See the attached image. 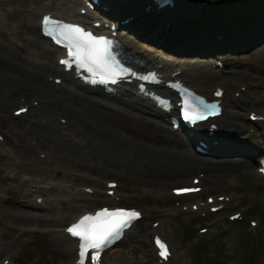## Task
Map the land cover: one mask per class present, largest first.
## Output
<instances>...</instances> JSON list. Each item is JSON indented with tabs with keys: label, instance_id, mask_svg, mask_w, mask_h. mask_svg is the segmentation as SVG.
Here are the masks:
<instances>
[{
	"label": "rangeland",
	"instance_id": "1",
	"mask_svg": "<svg viewBox=\"0 0 264 264\" xmlns=\"http://www.w3.org/2000/svg\"><path fill=\"white\" fill-rule=\"evenodd\" d=\"M57 1L60 0H0L1 56L12 59L14 54V42L15 44L22 43L21 40L18 39L19 34L17 33L16 28L18 27V23L26 21L28 17L26 13L32 14L31 10L28 9L29 7L38 4L40 7L45 5L53 9L54 4H56ZM118 1L119 0H112L113 3L117 2V4ZM174 1H176V5L173 9H167L165 12L150 11L149 13L151 16L146 15V17H144L142 15H137L127 21V23L133 27L135 34L149 35L151 38L155 39L159 38L162 43L166 44L167 50H169L167 53L172 59L176 61L184 59L183 61H186L185 64L194 62L196 67L195 70H198V75L195 77L194 81L195 83H198V85H205L201 83H209V85L222 83L224 85V89L227 95H229L224 104V109L229 112L228 114H230V116L228 115L227 118L221 120V124L223 125L221 128L224 129V137L223 140L218 142L219 144L217 148L222 151L212 158L217 160L218 163L220 161L221 164L216 167L211 165V168L207 169L208 171L210 170L209 172L207 171L210 175L205 173V177L200 179L199 184L203 185L204 189L202 188L195 195L191 194L186 195V197L178 196L174 198L166 192L168 186L175 185L178 182L183 183L182 181H179L181 178L186 179L184 180V183L188 182L190 175H195V172H197V170L200 171L199 169L202 168L195 167L192 169V167H186L182 170V168L172 169L170 166L169 169L164 168L163 171L159 170L160 168L157 169V167L151 168L148 166V162L143 159L144 157H138L136 155L137 153L133 155V160L125 158L124 155L121 156L122 152H119L118 150H122V148L119 144V149H117V147L114 149L110 144L109 146L105 144L106 147H104L103 144V148L102 146L101 149L98 147L100 150V152L97 150L98 154L92 152L94 155L89 157L90 159L95 161L98 160L99 163L102 164L106 162V159H99L102 154L104 155L107 153L109 155H116L118 152V157H121L120 160L126 159V161H124L123 165L121 164V161L120 164L113 163V165H119L116 167L119 168V170L110 169L107 164V168L105 166L94 167L91 169L92 171L89 178L94 179L95 181L97 180L96 184L98 186L102 185L101 182L103 177L116 179L118 185L114 189L119 195L117 197L119 202H122V204H132L134 206L138 205L140 209H143L144 216L140 219L145 223H149L150 219H158L159 227L157 230L160 228L158 230L159 233L169 241V248L171 249V255H169L168 258L169 260L162 264H241V262H244V256H250V262H246L247 264H264V219L261 218L258 213V211L264 207V178L254 171L255 168L250 159L252 155L256 153L257 146H262L264 148L263 141L260 139L261 136L264 137V118L262 120H257L258 123L253 130L254 132L248 130L249 127L254 128L252 121H247L245 119L246 112L249 109L257 111L264 116V95L260 94L258 88L259 83L264 76V35L260 37V41H256L254 44H251L248 41L236 44L237 46L241 45L238 50L221 51L224 64L220 68L211 65L210 60L207 58V51H203L205 53H201V51L196 52L194 46L189 49L188 53L181 51L174 53L176 50L173 48L176 46L174 45V36L169 33V27H167V29H162L160 27H162L163 22L172 26L175 20H178L177 18H179L180 15L176 14L175 11H177L180 6H182L181 11H185L188 7L191 8L193 5L192 0ZM129 4L131 6L128 9H123V12L121 11L118 13L123 14L132 11L131 9L134 10L136 7L135 1L133 3L130 2ZM20 13H23L22 16H19L21 15ZM193 13L194 11H190L187 15H182V20H178L177 24H188L187 16L189 17V15H192ZM35 15L36 14L33 13V16ZM262 15H260V17H262ZM33 16L29 19L31 22L34 19ZM191 24L192 23L188 25L191 26ZM39 39L41 42L45 41L40 37ZM184 42L187 44L189 43L186 40H184ZM189 45L190 43L186 46ZM33 48L35 49L34 46ZM51 70L52 69L46 68L44 72L53 73ZM5 73H7L6 69L4 70V74ZM13 80V82H10L9 87L8 85H3L0 88V99L3 98V94L6 95V91L10 89V86L24 83L21 79ZM238 85L240 87L243 86L242 90L239 88L236 90L238 91V95L232 96L234 94L232 90L238 88ZM26 87L27 86L25 85L23 86V88ZM75 89L81 92L83 91L77 86H75ZM20 90L21 88L13 94V99L17 94L20 95ZM52 98L56 99L55 97ZM13 99L11 101L7 99V103H4L7 109L3 107L0 108V133L3 135V140L0 141V193H3V190H6L8 195L6 200L0 201V244L11 246L13 248L15 247L17 249L14 255H12V262L5 264H55L54 262L56 261H52V257H57L58 255L62 256L63 248L52 242L50 234L59 227L54 224H62V217L64 218L70 208L64 210L63 208H67L68 206L63 205L61 210L60 208L57 210V214L51 216L52 219L50 218L43 224L42 221L38 222V217H43V210L40 208L46 207V205L33 209L30 207L32 205L21 206L17 201V191L24 186L26 187V185L23 184V182L20 185H11V187L7 185L10 184V182L4 177V172L7 170V164L5 163L7 160L2 154V147L6 145L7 147L16 149V151H19L24 147L27 149L30 144L27 143L26 146H24L22 143H18L17 140H19V136L22 137V135L24 136V134L27 133L28 137H39L34 126H31L29 129L22 126L23 122L32 123L31 118H28L27 120L20 119L19 121H17L16 118L10 120V118H12L10 115H8V120L3 118V116L7 118V112H9V109L18 103L16 102L17 98L15 101ZM142 102L144 103L145 101ZM143 103H139V106ZM59 114L60 113H55L54 117ZM126 117L127 124L120 123L121 126L120 124L117 126V124L114 128H117L122 133L131 135V137L133 136L136 139L144 138L149 140L153 137V135L147 131L135 129L132 125L133 118L129 115H126ZM2 129H4L6 134L1 131ZM61 136L62 135H57V138L60 139ZM183 143L186 145L185 140ZM41 144L42 148L49 149L50 147L52 149L51 144ZM90 144L95 146L97 143L95 140H92ZM102 149L104 150L102 151ZM29 151L32 157L36 155L33 148ZM31 160L33 159H26L24 161L27 163L25 168L29 166ZM142 160L144 161L142 162ZM63 161L66 162L67 159ZM91 161L82 162L89 164ZM145 161L147 163H145ZM165 161V163L170 162L168 158H165ZM230 161H237L238 164H233L231 166L226 165V163ZM246 164L252 165L249 166ZM22 166H24V164L21 163L20 166H16L17 171H19ZM74 167L82 169L83 166L81 167V165L75 161ZM72 174L74 173L72 172ZM14 175V171H10L7 174L10 180L11 178H14ZM41 175L44 176L42 173ZM89 178L84 180V182L93 184L95 181H92ZM27 181L30 182V180ZM163 191L164 194L162 195L161 192L163 193ZM206 193H223L226 196L228 195L229 199L227 202H223L224 206L216 213L206 212L205 208H203L202 212H204V215L201 216L198 214V209L192 211L186 207V203L194 200L196 196L203 197V194ZM1 198L2 197H0V200ZM180 204H183L186 208L184 209L180 207ZM253 205H255L256 210L252 209ZM233 209L239 210L241 214L239 220H227L226 214ZM248 210L250 213L245 214ZM29 217H33L36 220L32 221ZM249 217L256 220L255 225L247 224ZM198 225H204L206 230L201 232L198 231ZM29 226L37 228L38 231L30 232V230H22L23 227ZM47 227L50 228V230L47 231L49 235L44 231L45 229L48 230ZM243 241L248 245L249 250L252 248L257 249L250 251L249 253H247L248 251L246 250L242 254L240 244ZM3 248L4 247H0V253H2ZM139 255L141 254L138 253L137 257ZM210 255H215V258L212 261H209ZM152 256L153 254L148 256V264H157Z\"/></svg>",
	"mask_w": 264,
	"mask_h": 264
},
{
	"label": "bare ground",
	"instance_id": "2",
	"mask_svg": "<svg viewBox=\"0 0 264 264\" xmlns=\"http://www.w3.org/2000/svg\"><path fill=\"white\" fill-rule=\"evenodd\" d=\"M72 1L74 2L75 0ZM42 9L43 8H40L38 11ZM57 9L59 10H54L55 13L53 15H61V17L73 20L76 13L75 10H66V8L64 10L60 8ZM22 14L18 15L22 16ZM26 15L28 16L26 21L18 23V27L16 28L17 33L19 34L18 39H20L22 43L15 44L14 42V46L12 44L14 50L13 58L10 59L9 57H3L0 54V88L3 85H8L9 87L10 82L14 81L13 79H21L24 83L10 86V89L6 91V95H2L3 99H6L7 97L12 99L13 94L21 88L20 95H22L24 99L33 95L32 97H34L36 101V103H32V101H30L27 109V112L31 113L29 118H31L32 123L23 122L22 126L28 129L31 126L36 128L39 137H30H33L34 145L37 150H41L43 152V156L40 158L36 157L31 160L29 166L25 168L26 172L29 173L32 169L37 168L35 165L40 166L41 164H46L48 168L52 167L53 169H57L59 172V176L53 178L52 180L47 179L42 185L35 184L34 190H32L30 194H33V197L35 195H39L41 198L37 202H35L33 198V200L29 203L30 205L43 207L45 202L48 201L51 210L58 203L63 204V202L66 201L65 199L70 198L71 200H77V204L74 202L72 205L70 204L73 209H70L68 215L66 214V216H64L65 219H73L74 215L78 214L79 211L81 212L85 208H89V206L92 205H99L101 200L97 198L98 196H96V194H99L100 190L97 189V186L94 184L89 191H85L83 187L86 183L77 181L84 176V173L80 172L81 174L77 175L73 172L74 174H72L70 169H68V166L65 165V161H62V159L66 157L70 158V160L74 159L75 161L81 163L84 167L86 166L88 171H91L89 164L83 163L82 159L84 162L91 161L89 160V157L94 155L92 152L98 154L97 150L101 149L103 144L104 147H106L105 144L107 143L110 145L113 144L117 148L119 144L122 148L121 156L130 154L133 156L137 153L136 155L138 157H144L143 159L148 162V166L151 168H160L159 170H163L164 168L169 169L170 166L172 169L182 168V170L186 167H192V169L200 167L202 169L199 170H202V172L205 173L208 171L207 169L211 168V165L216 167L221 164L220 161L218 163L217 160H212V158H208L209 156L205 154L202 155L192 152L187 145L183 143L184 140L181 139L177 130H171L170 126L168 127L164 123L160 122L159 119L154 118L155 116L160 117V112L157 108L150 107L146 102H142L146 100H140V102L135 98H118L116 95H112L111 93L106 94V92L101 91L100 88H96V90H98L97 92L100 93L97 97L89 92H86V90L95 88V86H86L84 83H80L72 77L71 72H64L58 68L54 59L56 49L54 47L52 48V46L44 47L43 42L40 41L39 37L43 40L46 39L41 37L38 32V23L34 21L31 22V20H29L32 16L30 13H26ZM120 39L126 47H129L134 51L135 55H139L146 62L154 64L167 76L171 70H174L175 65H177L179 71H177V74L174 76L183 78L190 86L192 85L198 89V92L207 93V91L210 90L209 85H197L194 83L195 77H197V72L191 63L190 65H187L185 63L173 62L172 59H168L163 53H161L162 49L160 45L155 48L153 43H147L145 42V39H139L138 36H135V34H127V36L123 35L120 36ZM52 53L54 56H52ZM46 68L52 69L51 71L55 73V76L58 75L60 79L59 83L55 85L53 80H46V74H48V72H44ZM5 69L7 70V73L4 74ZM24 85L27 87L23 88ZM75 86L79 87L83 91L81 92L75 89ZM126 87L119 85L118 91L119 89L129 90L130 87ZM227 96L229 95L222 92V99L220 101L222 105L226 103V99H228ZM52 97H55L56 99ZM139 103L143 104L139 106ZM3 108H5V106H3ZM8 113L7 117L10 115V117L16 118L17 121H19L23 115L19 114L18 116H15L12 113ZM55 113H60L59 115L64 116L63 118L65 121L63 123L55 124L56 128H54V130L52 129L53 126L48 129L47 124L49 123V118L54 117ZM228 113L229 112L227 110L224 109V112L222 110V113L215 117L216 122H221V120L227 118L228 115L230 116ZM126 115L133 118L132 125L135 129L147 131L151 133L153 137L149 140L144 138L136 139L135 137H131V135L124 134L117 128H114L117 124V126H119L120 123L127 124ZM64 131L75 135L79 142L87 145L86 149L79 150L77 144L69 142L63 136H61L60 139L57 138V135ZM92 140L96 141L97 144L95 146L90 144ZM41 143H45L46 145L51 144L52 149L50 147L49 149L42 148ZM98 147L100 148L98 149ZM103 150L104 149H102V151ZM118 155V152L116 155H109L105 153L104 155L102 154L99 159H106V164L109 166L113 165V163L120 164L121 157L119 158ZM125 158H127V156H125ZM165 158L170 160V162H168L169 164L165 163ZM143 161L144 160H142V162ZM146 161L145 163H147ZM233 164L237 165L238 163L237 161H230L226 163L228 166ZM42 172L48 174L51 173V169L42 170ZM49 176L51 175L49 174ZM88 176L89 175H86V177ZM27 180L31 181L36 179L29 178ZM63 192L67 194L62 196ZM168 193L170 192L168 191ZM115 195L116 194L114 193V196ZM105 196L108 200H113V197H107L106 193ZM100 199L104 198L100 197ZM112 202L111 204H114ZM93 207L94 206L91 208ZM56 209L57 208L53 209L50 213L53 212V214H55L57 211L55 212L54 210ZM31 219L32 221L36 220L33 217L30 218V220ZM49 219L50 218L46 216H39L38 222L42 221L44 224ZM156 226L159 227V225ZM156 226L155 228H157ZM153 228L154 227L145 223L143 220H136L135 223H132L130 227L126 228L124 235L119 239H116V243L108 249L109 252H107L104 262L106 264L114 261L115 263H117V261H122L125 264H148V256L153 253L154 249H152V245L151 243H148L146 237L151 235L153 231L155 232V229ZM33 231H38V229L34 228ZM44 231L48 234L47 231H49V229H45ZM50 236L52 237L51 239L53 242L61 244L64 250V256L58 255L57 257H52V261H56L54 262L55 264H74L71 261L74 258L72 253L73 243L71 239L66 237L61 230L51 233ZM129 245L133 250L131 247L127 248ZM0 247L2 248L5 246L0 244ZM138 253L141 255L137 257Z\"/></svg>",
	"mask_w": 264,
	"mask_h": 264
},
{
	"label": "snow or ice",
	"instance_id": "3",
	"mask_svg": "<svg viewBox=\"0 0 264 264\" xmlns=\"http://www.w3.org/2000/svg\"><path fill=\"white\" fill-rule=\"evenodd\" d=\"M44 31L57 43L67 49V56L60 61L71 69H84L101 81L123 74L122 66L113 52L112 41L105 36L94 35L76 24H67L53 20L49 16L43 18ZM219 94V93H218ZM194 104L190 99L183 101L182 115L186 121H199L218 111L216 105ZM21 112L25 109H20ZM264 171V169H262ZM177 193L198 191V189H177ZM135 209L102 208L94 214H86L67 228V232L79 238V264H86L89 252L91 259L98 261L100 251L119 239L124 230L140 217ZM159 255L165 259L169 256L168 246L159 237L156 238Z\"/></svg>",
	"mask_w": 264,
	"mask_h": 264
},
{
	"label": "trees",
	"instance_id": "4",
	"mask_svg": "<svg viewBox=\"0 0 264 264\" xmlns=\"http://www.w3.org/2000/svg\"><path fill=\"white\" fill-rule=\"evenodd\" d=\"M223 1V0H222ZM225 6H221L223 9V12L221 14V17L219 19L221 21H224L228 23V21L232 18H236L237 20H246L245 18H249V22L256 21L257 24L259 21H261L260 15L264 14V0H224ZM233 8V9H232ZM230 9V10H229ZM228 10L231 11L228 16H226V13H228ZM226 12V13H225ZM199 26L201 27H207L209 21L205 20V16L203 14H200L197 18V22ZM262 217L264 216V210L261 211ZM250 251H248L249 253ZM249 256L243 258L244 261H249Z\"/></svg>",
	"mask_w": 264,
	"mask_h": 264
}]
</instances>
